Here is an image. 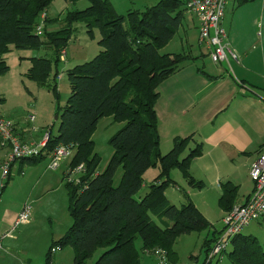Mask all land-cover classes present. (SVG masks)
I'll list each match as a JSON object with an SVG mask.
<instances>
[{
	"label": "trees",
	"instance_id": "1",
	"mask_svg": "<svg viewBox=\"0 0 264 264\" xmlns=\"http://www.w3.org/2000/svg\"><path fill=\"white\" fill-rule=\"evenodd\" d=\"M52 1L0 0V73L8 67L5 54L10 45L20 49L47 48L50 56L29 58L30 66L25 75L39 86L48 87L57 98V68L61 52L74 32V23H83L90 37L94 28L101 35L98 44L102 49L92 59L65 71L69 95L63 105L56 101V132L48 127L43 132L48 134L47 139L38 154L16 161L21 168L49 156L59 145L71 150L63 180L72 223L62 237L50 244L47 261L64 245H70L73 264H85L100 248L103 251L93 264H139L142 253L154 256L155 249L164 251L168 264H175L176 238L210 226L190 199L177 207L164 193L174 184L169 175L173 168L182 171L189 186H203L202 181L195 180L189 173L190 163L201 155L203 144L195 143L180 158L192 135L176 136L167 153L159 150L157 87L183 63L195 59L190 52L160 51L182 24L186 13L184 1L157 0L142 10L128 9L126 14H119L109 0H88L86 8L65 14L61 28L49 30L47 27L54 21L47 14ZM249 1L234 0V7ZM42 11L46 15L42 32L38 34L36 26ZM104 116L124 123L109 138L113 151L105 168L98 171L100 158L94 151L91 136ZM81 164L84 169L79 171L77 182L68 181L67 176ZM156 166L159 172L147 192L135 198L142 187L143 174ZM118 168H121V176L114 184ZM10 177L11 171L3 190ZM220 189L217 203L227 212L237 203L238 185L227 180L220 183ZM152 216L161 219L164 226H159ZM219 233L213 229L205 239L203 264ZM137 238L141 242L139 248L135 246ZM229 246L223 253L230 264H264V240L241 232L231 238Z\"/></svg>",
	"mask_w": 264,
	"mask_h": 264
},
{
	"label": "rangeland",
	"instance_id": "2",
	"mask_svg": "<svg viewBox=\"0 0 264 264\" xmlns=\"http://www.w3.org/2000/svg\"><path fill=\"white\" fill-rule=\"evenodd\" d=\"M109 1L119 14H126L128 9L142 10L155 4L157 0ZM88 5V0H77L75 2L53 0L47 14L54 21H51L47 28L49 30L61 28L63 26L62 18L67 12L84 9ZM230 9L231 0H229L225 9V19L229 17ZM193 23L192 16L185 13L182 24L175 31L172 39L160 51L180 53L190 52L191 49L193 54L199 53L197 31ZM73 27L74 32L64 49V58L61 59L57 68L61 76L57 77L58 98L48 87L39 86L25 75L30 65L29 58L33 56H50L51 51L49 49H20L10 45V50L5 54V62L8 67L3 73H0V114L12 120L14 124L17 123L20 127L25 128L29 135L39 137L38 140L42 138L43 132L48 127L51 126L53 133L57 130L58 122L55 119L57 115L56 101L58 100V103L63 105L69 95L68 79L65 71L76 64L92 59L102 49L98 44L101 35L97 28L92 30V37H90L83 23H74ZM157 119V130L160 128V131H162V122H159V118ZM123 123L113 120L111 116H104L96 124L91 137L94 142V151L100 158L98 171L105 168L112 154L113 150L109 144V138L122 127ZM199 133V131H196V133L189 134L192 135V139L180 158L184 157L189 149L199 142L197 141ZM159 136V150L162 154H165L171 149L175 137L169 141L167 140L169 143H166L163 135ZM7 152V146H0V159ZM71 155L61 160L54 169L47 168L49 156L35 164H24L22 167L23 174L17 171L16 167L11 168V177L4 188V197L7 199V203L2 205V211L5 208L9 212L17 206L18 202H21L22 205L24 203L23 206L29 208L30 216L29 220L17 225L7 237V239L11 237L9 241H12L10 247L13 253L11 251H6L7 254L0 252L1 255L3 254L0 258V264H73V249L70 245H64L52 254L50 261H47L50 244L62 237L72 223L68 211V192L63 180ZM158 172L159 168L157 166L146 170L143 174L142 187L135 194V198L139 199L147 192L149 184ZM189 173L195 180H198L196 175L199 177L200 174L191 173L190 168ZM79 175V172L74 171L71 178L77 180ZM169 175L174 184L165 189L164 193L168 200L175 206L180 207L190 199L193 204L195 203L198 206L200 212L205 214L210 223L208 228L183 233L176 238L173 244V250L176 252L175 264H203L205 239L210 237L213 229L219 230L223 226L222 218L225 214L223 215L224 211L217 203L220 191L206 188L204 183L201 188L189 186L179 168H173ZM120 176L121 168H118L113 177L114 184L119 182ZM230 176L228 181L238 185L237 201H239L251 189L252 180L241 167H238V170ZM225 181H227V178L224 177L221 182ZM152 218L159 226H164L161 219L155 216H152ZM168 223L170 222L168 221ZM242 233L254 235L260 241H263L264 218L252 221ZM140 244V239L137 238L135 246L139 248ZM229 249L230 246L227 247V251ZM102 251V248L97 249L85 264H93ZM217 258L219 257L213 258L209 264H230L225 253L216 263ZM139 264H158V260L154 256L142 253Z\"/></svg>",
	"mask_w": 264,
	"mask_h": 264
},
{
	"label": "crops",
	"instance_id": "3",
	"mask_svg": "<svg viewBox=\"0 0 264 264\" xmlns=\"http://www.w3.org/2000/svg\"><path fill=\"white\" fill-rule=\"evenodd\" d=\"M228 3L229 0L226 6ZM234 4L231 0L230 15L227 19L223 16L221 25L226 33L225 42L236 53L237 60L228 58L213 63L207 49L199 43L197 19L189 13L200 51L193 54L190 49L195 59L183 63L160 82L155 105L157 118L162 122L158 134L163 135L166 143L176 136L200 132L197 141L203 144L202 153L192 159L189 168L191 173L200 174L196 179L206 188L220 193L221 181L224 177L229 180L238 167L249 177V166L264 145V0H251L237 7ZM14 129L22 141L38 143L42 139L29 135L17 123ZM12 167L24 173L17 162ZM252 189L253 182L237 203L245 202ZM4 191L0 196V235L11 228L24 205L18 202L9 212L5 208L2 211V205L7 203ZM7 237L1 240L3 254L13 253L11 237Z\"/></svg>",
	"mask_w": 264,
	"mask_h": 264
},
{
	"label": "built area",
	"instance_id": "4",
	"mask_svg": "<svg viewBox=\"0 0 264 264\" xmlns=\"http://www.w3.org/2000/svg\"><path fill=\"white\" fill-rule=\"evenodd\" d=\"M186 13L194 15L198 22L199 43L208 51V56L213 63L227 61L228 58L237 60L236 53L228 48L225 38L226 33L221 25L227 0H183ZM46 12L42 11L36 33L40 34L43 29V20ZM65 51L61 52L60 59L64 58ZM264 106V105H263ZM12 120L0 114V146H7L8 152L0 163V196L4 183L10 174L12 165L20 158L38 154L45 144L48 134L44 133L38 143L22 141L14 132ZM71 154V150L63 145L57 146L50 154L47 168H56L60 161ZM83 165H79L74 171H83ZM249 177L253 182V189L247 200L236 203L222 218V229L216 240L212 243L206 255V264L215 258L220 260L221 254L229 246L231 238L243 231L252 221L260 219L264 215V145L257 157L249 166ZM73 180L69 174L66 178ZM77 182V180H73ZM29 208L23 206L16 216L11 228L0 235L1 240L11 233L17 225L29 220ZM158 264H167L164 251L155 249L152 253Z\"/></svg>",
	"mask_w": 264,
	"mask_h": 264
},
{
	"label": "water",
	"instance_id": "5",
	"mask_svg": "<svg viewBox=\"0 0 264 264\" xmlns=\"http://www.w3.org/2000/svg\"><path fill=\"white\" fill-rule=\"evenodd\" d=\"M58 115L55 116V119H57Z\"/></svg>",
	"mask_w": 264,
	"mask_h": 264
}]
</instances>
